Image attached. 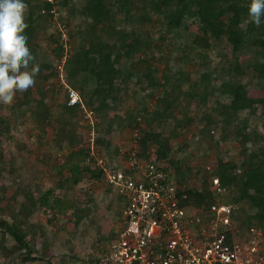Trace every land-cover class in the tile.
I'll use <instances>...</instances> for the list:
<instances>
[{"label":"rangeland","instance_id":"374dc122","mask_svg":"<svg viewBox=\"0 0 264 264\" xmlns=\"http://www.w3.org/2000/svg\"><path fill=\"white\" fill-rule=\"evenodd\" d=\"M86 1L71 0L63 6L59 22L57 21L53 28L39 15L42 0H24L26 4L30 2L34 8V22L30 24L28 21L27 8L26 23L30 24V30H33V37L28 40V46L30 50H34L35 63L40 66L55 61L54 77L49 76V71L43 73L47 79L38 74L30 98L34 104L44 99L55 122L59 118L60 107L68 98L67 88L59 83L56 73V63L60 59L57 54V46L60 44L57 32L63 28L69 39L70 58L65 68V82L82 97L81 90L70 81L67 67L75 54L82 52L83 45L93 43L90 40L92 36L89 38L87 34L92 29V22L87 15L82 14ZM142 1L137 0L138 7L134 10L132 19H126L125 15L119 12L109 26L100 25L95 28L94 34L109 50L114 51L113 59L119 54L117 66L126 74L124 78H118L116 81L119 101L116 108L110 110L109 115H113L117 121L128 120L129 115L148 118L140 122V129L148 130L152 127L170 138L174 159L181 163L187 178L186 184L198 189L204 187L205 180L210 179L220 161L235 163L238 166V174L247 169L250 154L246 155L244 144L248 145L250 153L255 152L259 159L264 160V90L252 65L247 67L245 63L244 66H239L241 71H236L237 61L242 58L251 59L249 52H244L243 56L237 55L231 47L223 42L218 43L213 37H210L207 47H198L194 42L198 32L195 20L186 22L185 31L177 33L175 30H168L164 17L142 10ZM147 13L150 20L147 16L141 20L140 16L143 17ZM131 31L137 32L139 37H144L146 44L143 43L142 52L126 57L121 44L126 33ZM97 58L98 56L95 59ZM204 74L210 78L203 80ZM226 82L244 84L248 98L260 99V103L256 104L253 110L229 115V112H233L229 110V91L223 86ZM20 96V93L16 94L13 104L19 102ZM163 99L165 103L162 105L160 100ZM167 104L170 105L169 110L166 109ZM10 108L11 106H4L1 112L12 124L11 132L7 134L9 138L5 136L0 140V152L3 154L0 158V183L7 187L3 205L11 200L20 184L32 183L37 191H47L57 186L61 177L66 179V189L69 190L65 192L70 197H77L78 201L85 202L92 196L94 200L90 206L92 213L89 218H84L79 223L78 216L72 215V212L70 215L58 217L57 220L55 218L53 223H48L51 212L38 211L31 220L36 228L38 226V237L34 243L40 249L43 238H47L50 250L46 260L29 264H98L95 258L93 263L88 262L89 257H93L95 252L106 251L113 241L105 240V237L110 235L112 229L117 233L124 222L123 218L116 214L117 195L113 190L108 192L109 188L102 183L93 182L88 173L80 167H74L72 175L58 168L67 160L72 150L78 151L86 147L92 138L90 123L86 120L83 110L78 109V115L74 117V142L66 144L65 149L58 151L55 129L36 130L38 124L30 117L32 113L28 112V115L22 116V110H18L16 114L11 115ZM153 113L157 114L152 121L149 117ZM97 119L100 124L101 118L97 116ZM104 126V122H101L100 129L103 130ZM131 130V127L118 130L116 124L115 134L111 137V160H115L112 153L114 147L120 149L123 142L132 139ZM96 131L98 134L97 129ZM244 139L246 143L243 142ZM143 153L141 152V155ZM45 155L47 162L43 161ZM121 161V158H116L114 164L119 166ZM168 164L170 165L169 162ZM65 192L58 189L49 202L59 203L65 197ZM231 193L226 194L224 201L229 202ZM236 206L239 218L242 209L249 210L245 203ZM84 213L82 210L80 215ZM235 228L236 224L233 222L232 233L239 240H246L251 229L264 233V226L253 225L250 230L244 228L241 232ZM261 239L260 252L264 253V236H261ZM11 243L13 242L10 241ZM70 248L73 250L70 251ZM262 257L261 263L264 264V255ZM0 264L20 263L0 253Z\"/></svg>","mask_w":264,"mask_h":264},{"label":"trees","instance_id":"16d2710c","mask_svg":"<svg viewBox=\"0 0 264 264\" xmlns=\"http://www.w3.org/2000/svg\"><path fill=\"white\" fill-rule=\"evenodd\" d=\"M42 1L44 2V0ZM70 1L66 0L62 6L67 5ZM142 2L144 3L143 11L164 17L168 30H175L177 33L185 31L186 22L195 20L198 25V32L195 35L194 42L198 44V47H207L210 43V37H213L218 43L227 44L231 47L233 53L237 55L242 54L243 56L244 52H249L251 59L243 60L242 58L241 61H237L236 71H241L239 66H244L245 63H247V67L252 65L255 76L261 82L264 90V17H262L259 27L245 22L247 20V4L250 0H143ZM27 6L29 8L28 21L31 24L34 22V8L30 2H27ZM137 7V0H87L82 9V14L87 15V18L92 22V29L87 34L89 38L92 36L90 40L93 43L83 45L82 52L75 54L74 58L69 61L67 69L70 81L72 80L75 87L81 90L84 105L92 109L96 116L101 118L100 124L97 126L98 134L95 139L97 149L105 159H108L113 164L116 162V158H121L118 147H114L112 153L115 160H111L110 148L113 145L111 137L115 134L114 128L116 124L118 130L126 127H131L134 130L139 129L141 130L139 135L140 150L145 153H143V157L150 163L166 165V168L163 167L164 171L168 170L167 172L172 174L171 177L176 183L179 193L181 195L185 193L188 196V200L184 201V205L208 210L215 203V197L209 186L210 179L218 177L227 188V193L230 194L232 192L229 202L235 205L245 203L249 206V210L242 209L240 218L237 216L236 211L233 214L232 220L236 224L235 229L241 232L244 228H247V231L250 230L253 225L264 226V160L259 159L257 153H250L251 150L247 147V144H244L246 155L250 154L247 169L238 174V166L235 163L220 161L216 170L211 173L210 179L207 178L205 180L204 187L198 189L186 184L187 178L181 163L179 160L174 159L170 138L164 135L162 131L152 127L148 130L140 129V122L148 118L144 119L142 116L129 115L127 117L128 120L117 121L113 118V115H109L110 110L116 108L115 106L119 101L116 81L118 78H124L126 74L117 66L119 54H116L113 59L114 51L109 50L106 44L94 34L95 28L100 25L109 26L110 22L113 23L115 21V17L119 12L123 13L126 19H132L135 15L134 10ZM146 16L149 19L150 16L147 13L143 17L140 16L141 20H144ZM29 25L25 29L28 40L33 37L31 35L33 30H30L31 27ZM136 33L135 31L126 33V37L121 44L126 57L142 52L143 43L146 44V39L139 37ZM191 34L194 35L193 33ZM57 47V54L60 56L63 50L59 45ZM33 51L31 50L32 54ZM96 56H98L97 59H95ZM115 61L116 63H114ZM54 63L55 61L40 65L39 74L41 78H46L43 75L46 71L50 72V77H54ZM209 78L207 74L202 76L203 80H208ZM223 86L229 91L231 97L229 110L233 114L229 112V115H238L242 111L253 110L255 105L260 103V99L248 98L244 84H229L226 82ZM31 91L32 88L20 93L19 102L11 105V115L16 114L18 110H22V116L28 115V112L32 113L30 117L38 124L36 130L55 129L58 151L65 149L67 147L66 144L74 142V117L78 115V109L82 110L80 105L69 106L66 99L65 103L60 107L59 120L57 119L55 122L53 115H51L50 107L44 103V99L36 102V104L33 103L30 98ZM163 100H160L162 105L165 103V100ZM262 105L264 109V102ZM4 106L0 104V140L5 136H7L5 138H9L7 134L12 129L9 119L5 118L1 113ZM159 106L161 107V105ZM166 109L169 110L170 105L167 104ZM156 114H150L149 119L153 121ZM262 115H264V112ZM101 122H104L105 125L103 130L100 129ZM243 142L246 143L245 139ZM2 156L3 154L0 152V158ZM46 159L45 155L43 161L47 162ZM93 162L94 160L90 156V148L83 147L78 151L72 150L68 154L67 160L58 168L72 175L73 168L80 167L88 173L93 182L102 183V171L94 166ZM108 188V192L113 190L110 187ZM6 189V185L0 183V253L18 260L20 264H29L47 259L48 251L50 250V243L47 238H43L40 249L34 243V240L38 237V226L36 228L31 220L38 211L51 212V218L48 223H53L52 221L55 218L57 220L58 217L70 215L71 212L72 215L76 214L78 216L77 221L79 223L84 218L88 219L90 213H92L90 207L94 201L92 196L85 202L78 201L77 197H70L65 192L69 189H66V179L64 177L58 180L57 186L51 187L47 191H37L32 183L20 184L11 200L6 205H3L6 201ZM58 189L64 190L65 197L59 203L49 202ZM116 198L118 207L116 214L121 218L125 203L122 196L117 195ZM82 210L85 213L80 215ZM124 227L125 223L123 222L121 229ZM116 238L117 233L112 229L110 235L105 237V240L114 241ZM10 241L13 243L10 244ZM72 250L70 248V251ZM260 255H264V253L260 252ZM93 259L94 257H89L88 262L93 263Z\"/></svg>","mask_w":264,"mask_h":264},{"label":"built area","instance_id":"2783aa9c","mask_svg":"<svg viewBox=\"0 0 264 264\" xmlns=\"http://www.w3.org/2000/svg\"><path fill=\"white\" fill-rule=\"evenodd\" d=\"M66 0H44L40 16L54 28ZM59 22V21H58ZM63 52L56 63L60 84L67 88L68 105H80L90 123L92 138L86 147L94 166L102 171V184L122 196L125 227L106 251L95 252L98 264H262L261 236L251 229L246 240L232 233L234 203L224 201L227 188L218 177L210 179L215 203L208 209L184 205L187 194H180L166 165L145 160L140 150V131L132 129V139L123 142L119 166L105 159L95 145L98 119L84 105L80 93L65 82V68L70 58L68 34L57 32ZM123 150V151H122ZM144 158V159H143ZM230 234V240L228 237ZM262 252V251H261Z\"/></svg>","mask_w":264,"mask_h":264},{"label":"clouds","instance_id":"9594fccd","mask_svg":"<svg viewBox=\"0 0 264 264\" xmlns=\"http://www.w3.org/2000/svg\"><path fill=\"white\" fill-rule=\"evenodd\" d=\"M27 8L24 0H0V104L5 106L34 87L40 71L25 34ZM262 17L264 0H250L245 22L259 27Z\"/></svg>","mask_w":264,"mask_h":264}]
</instances>
